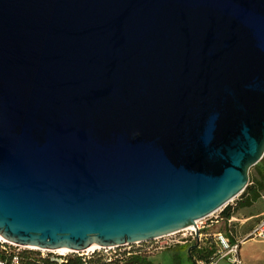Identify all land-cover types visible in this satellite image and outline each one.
Returning a JSON list of instances; mask_svg holds the SVG:
<instances>
[{
	"label": "water",
	"instance_id": "water-1",
	"mask_svg": "<svg viewBox=\"0 0 264 264\" xmlns=\"http://www.w3.org/2000/svg\"><path fill=\"white\" fill-rule=\"evenodd\" d=\"M263 155L264 0H0L6 241L176 232L242 193Z\"/></svg>",
	"mask_w": 264,
	"mask_h": 264
},
{
	"label": "built area",
	"instance_id": "built-area-1",
	"mask_svg": "<svg viewBox=\"0 0 264 264\" xmlns=\"http://www.w3.org/2000/svg\"><path fill=\"white\" fill-rule=\"evenodd\" d=\"M233 199L226 205H231ZM226 205L208 216L196 220L193 225L176 232L147 241L120 246L97 247L91 250L87 248L81 251H60V249L46 250L21 246L0 238V264H19L21 259H28L37 264L44 261L49 264H61L69 256H76L83 263L96 258L101 261L100 264H123L132 256L140 254L152 255L179 244L186 246L196 244V248L210 252L207 256L208 260L200 258L196 260V264H216L220 259L224 258H228L234 264H242V261L237 256L239 244H242V241L249 237L264 240V212L259 215L254 227L243 240L237 241L233 239L234 241L231 243L229 238L222 233L210 231L211 227L222 221L220 214ZM232 220L233 215L227 219L229 235L231 237L232 232L230 228Z\"/></svg>",
	"mask_w": 264,
	"mask_h": 264
},
{
	"label": "rangeland",
	"instance_id": "rangeland-1",
	"mask_svg": "<svg viewBox=\"0 0 264 264\" xmlns=\"http://www.w3.org/2000/svg\"><path fill=\"white\" fill-rule=\"evenodd\" d=\"M248 176H250L251 181H253L255 176L254 168L251 167L249 169ZM242 193L234 197L231 205L238 207L240 203L245 200L246 196ZM262 212H264V189L260 191L258 199L249 206H243L234 211L230 228L232 238L237 241L243 240L254 227ZM175 251H180L176 259L171 254V252ZM152 255L153 256L149 255L152 258V264H192V262L188 260L183 246H174ZM237 256L242 261V264H264V240L252 237L244 239L242 244H239ZM216 264L234 263L230 262L228 258H224L220 259Z\"/></svg>",
	"mask_w": 264,
	"mask_h": 264
},
{
	"label": "trees",
	"instance_id": "trees-1",
	"mask_svg": "<svg viewBox=\"0 0 264 264\" xmlns=\"http://www.w3.org/2000/svg\"><path fill=\"white\" fill-rule=\"evenodd\" d=\"M255 171V176L253 181H251L250 176H248V183L245 189L242 191L246 198L245 200L240 203L238 207H235V205H226L222 211H221V218L222 221H220L217 225H214L210 228V231L212 232H219L222 233L224 236H227L232 243L234 240L229 235V228L227 225V219H229L234 211L238 210V208L243 206H249L252 202L258 199L260 195V191L264 189V155L262 158L252 166ZM208 250L204 249H198L194 248L188 252V259L192 262V264H196V260L200 258H204L206 260L207 256L209 255ZM148 255L146 254H140L135 255L127 259L123 264H152L151 261L147 259ZM101 261L98 259H91L87 261L86 263H83L80 258L76 256H69L64 263L61 264H100ZM19 264H37L33 261H30L28 259H21ZM40 264H49L48 262L44 261Z\"/></svg>",
	"mask_w": 264,
	"mask_h": 264
},
{
	"label": "crops",
	"instance_id": "crops-1",
	"mask_svg": "<svg viewBox=\"0 0 264 264\" xmlns=\"http://www.w3.org/2000/svg\"><path fill=\"white\" fill-rule=\"evenodd\" d=\"M175 246H183V249H184V251H185V253H186V256H187V258H188V250H189V248L190 247H192V246H186V245H175ZM174 247V246H173ZM180 251H175V252H171V254L174 256V258L176 259L177 258V255H178V253H179ZM151 256H153V255H151ZM151 256H149L148 255V257H147V259L149 260V261H152L151 259ZM189 260V259H188ZM152 263V262H151Z\"/></svg>",
	"mask_w": 264,
	"mask_h": 264
},
{
	"label": "bare ground",
	"instance_id": "bare-ground-1",
	"mask_svg": "<svg viewBox=\"0 0 264 264\" xmlns=\"http://www.w3.org/2000/svg\"><path fill=\"white\" fill-rule=\"evenodd\" d=\"M0 238H2L1 236H0ZM98 246H90L88 249L89 250H91V249H96ZM31 248H33V247H31ZM60 251H69V250H66V249H60Z\"/></svg>",
	"mask_w": 264,
	"mask_h": 264
}]
</instances>
